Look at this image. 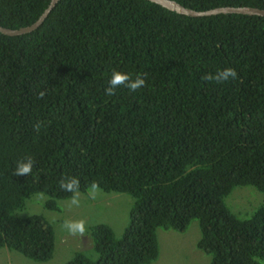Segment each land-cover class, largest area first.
Segmentation results:
<instances>
[{"label":"trees","instance_id":"16d2710c","mask_svg":"<svg viewBox=\"0 0 264 264\" xmlns=\"http://www.w3.org/2000/svg\"><path fill=\"white\" fill-rule=\"evenodd\" d=\"M175 1L264 9V0ZM48 2L0 0V25H29ZM226 67L238 79L204 80ZM113 71L146 73V84L106 96ZM27 156L31 175H13ZM71 176L81 193L96 181L98 200L124 193L132 202L120 237L87 223L90 248L63 264H147L159 252L158 228L182 232L193 220L207 264H263L264 205L238 214L229 195L246 189L264 199V17L187 16L148 0H58L34 30L0 33V248L51 259L52 225L16 211L33 193L56 210L55 200L72 195L59 181Z\"/></svg>","mask_w":264,"mask_h":264},{"label":"rangeland","instance_id":"374dc122","mask_svg":"<svg viewBox=\"0 0 264 264\" xmlns=\"http://www.w3.org/2000/svg\"><path fill=\"white\" fill-rule=\"evenodd\" d=\"M87 195L88 191L80 192L79 207H70L68 205L70 198L58 199L55 200L57 209L49 210L44 206L49 199L44 193L31 194L25 199L23 208L16 211V214L20 217L42 215L52 225L55 237L53 256L45 262H34L16 251L1 247L0 264H63L72 251L90 248L88 232L83 237L70 235L62 227L65 220L84 219L90 225L104 223L112 228L114 236L120 237L127 224L131 197L124 193H108L99 197L101 200L98 198L93 200ZM229 197L233 205L231 210L238 214L250 213L259 204L264 205L263 198L252 200L246 189H234ZM196 225L197 221L193 220L182 232L158 228L156 237L159 252L156 259L147 264H207V256L194 246L199 236Z\"/></svg>","mask_w":264,"mask_h":264},{"label":"clouds","instance_id":"9594fccd","mask_svg":"<svg viewBox=\"0 0 264 264\" xmlns=\"http://www.w3.org/2000/svg\"><path fill=\"white\" fill-rule=\"evenodd\" d=\"M146 73L138 74L135 78L131 74L120 71H113L109 81L108 86L105 88L104 92L106 96H113L116 94V90L121 86L126 87L130 91H138L146 84ZM238 79V73L235 69L231 67H226L222 70H218L215 74H205L204 80L209 82H214L216 84L225 83L229 80ZM45 95L44 91L38 93L39 98H43ZM41 127L40 122H37L33 128L34 131L39 132ZM34 166V160L31 156H27L16 162V167L14 169L13 175L15 176H29L32 173ZM60 189L71 193V198L68 201V205L79 207L80 200V181L77 177H65L59 181ZM101 188L98 182H91L88 190V197L95 200L97 196L101 193ZM62 227L72 236L79 235L83 237L86 233L88 227L87 221L84 219L79 220H65Z\"/></svg>","mask_w":264,"mask_h":264},{"label":"water","instance_id":"95a60500","mask_svg":"<svg viewBox=\"0 0 264 264\" xmlns=\"http://www.w3.org/2000/svg\"><path fill=\"white\" fill-rule=\"evenodd\" d=\"M57 1L58 0H49L47 6L42 10L39 16L29 25L21 26L18 28H7L0 25V33L8 36H15L34 30L44 20L48 12L52 9V7L55 5ZM148 1L160 5L161 7H164L170 11H174L176 13L187 16H206L217 13H239V14L257 15L264 17V9L252 7V6H220L206 10H194L179 4L175 0H148Z\"/></svg>","mask_w":264,"mask_h":264}]
</instances>
